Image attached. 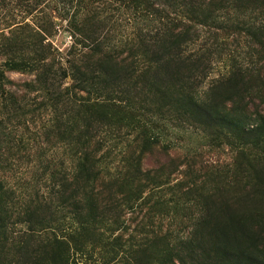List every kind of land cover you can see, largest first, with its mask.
Listing matches in <instances>:
<instances>
[{"label":"trees","instance_id":"1","mask_svg":"<svg viewBox=\"0 0 264 264\" xmlns=\"http://www.w3.org/2000/svg\"><path fill=\"white\" fill-rule=\"evenodd\" d=\"M0 264H264V0H0Z\"/></svg>","mask_w":264,"mask_h":264},{"label":"rangeland","instance_id":"2","mask_svg":"<svg viewBox=\"0 0 264 264\" xmlns=\"http://www.w3.org/2000/svg\"><path fill=\"white\" fill-rule=\"evenodd\" d=\"M52 40L54 41V45L58 47L60 51H64L72 43L71 36L67 31H65L63 27H61L58 30V33L52 38ZM8 75L12 79L18 82L28 80L31 78V75L15 72V71L8 72ZM39 125H40L39 122L38 123L31 122L30 132L33 133V131H36V127H39ZM23 128H20V130L23 131ZM42 141H43L42 138H39L38 140L36 141L33 140L31 142L32 144L31 146L35 147L34 148L35 151L40 150L41 148H47V146H45V144H43ZM61 154H62V149L57 148L56 150L53 151L49 148L46 159H49L51 156L53 157V155H55L56 158H60ZM15 156L17 158L15 163H13L11 168L8 171H6V176L8 177L11 185L16 187L18 189V192L22 193L25 196L34 193L35 192L34 190H37V188L38 187L40 188V186L42 188V191L43 190L46 191L47 190V187L45 186L46 182H44V180H42V178L40 177L41 176V171H39L40 163L34 162L35 157L31 156L30 159L28 156H26V154H24L22 157L18 154H15ZM229 156L230 155H228V153L226 152L220 156V159L226 160L229 158ZM218 157L219 155L217 154L215 158Z\"/></svg>","mask_w":264,"mask_h":264}]
</instances>
